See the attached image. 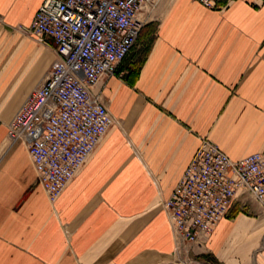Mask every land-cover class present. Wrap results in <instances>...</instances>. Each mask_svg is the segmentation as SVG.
I'll list each match as a JSON object with an SVG mask.
<instances>
[{"label":"crops","instance_id":"crops-1","mask_svg":"<svg viewBox=\"0 0 264 264\" xmlns=\"http://www.w3.org/2000/svg\"><path fill=\"white\" fill-rule=\"evenodd\" d=\"M43 1L0 0V264L166 262L176 245L160 201L200 139L232 160L264 152V0H216L214 9L165 0L158 19L142 11L136 45L93 88L115 123L53 205L25 144L8 137L55 59L51 40L42 46L17 29ZM244 200L208 236L219 264H247L260 243L264 264V221Z\"/></svg>","mask_w":264,"mask_h":264},{"label":"built area","instance_id":"built-area-1","mask_svg":"<svg viewBox=\"0 0 264 264\" xmlns=\"http://www.w3.org/2000/svg\"><path fill=\"white\" fill-rule=\"evenodd\" d=\"M152 1L44 0L24 29L37 39H51L55 59L8 124V137L25 144L52 205L115 123L93 88L113 76L130 53L144 26L138 16ZM193 1L215 8L216 0ZM243 194L264 210V152L232 160L205 137L161 208L182 244H198Z\"/></svg>","mask_w":264,"mask_h":264},{"label":"rangeland","instance_id":"rangeland-1","mask_svg":"<svg viewBox=\"0 0 264 264\" xmlns=\"http://www.w3.org/2000/svg\"><path fill=\"white\" fill-rule=\"evenodd\" d=\"M164 2H165V0H153L149 5H147L148 8L150 9V11H147L146 9L143 10V13H144V15H146L147 19H158L159 17H161L166 11V4H164ZM152 24H155V22H153ZM17 29L21 33H23V35H25L29 39H32L37 44L42 45V46H44L45 41L51 40V39H46V40L37 39V38L27 34L24 31L25 28L20 27V26H18ZM136 43H137V41H136ZM136 43H135V45H136ZM50 67H49V69H50ZM48 70L46 71V73L48 72ZM46 73L44 74V76L46 75ZM44 76H43V78H44ZM240 197L245 199L244 200L245 205L243 208H247L250 215H253L255 212L252 211V208L258 207L259 208L258 212L261 214L263 221H264V214L261 213V211H260L261 209H260L258 203L255 201V199L253 197L247 195V194H243ZM161 202L162 201H160V206H161ZM256 218H258L257 215H256ZM173 234H174V232H173ZM174 238H175V245H176L175 253L170 258H168L166 262H163V263L158 262L155 264H219L217 262V260L214 257H212L211 254L205 248V244L208 240V236H207V239L205 241L199 243V245L197 247H194V248L191 247L190 245H188V243L182 244L181 240L175 234H174ZM178 244H180V247H178ZM262 248H263V244L260 243L259 247L255 249L253 254L247 257V261H246L247 264H261L260 253H261Z\"/></svg>","mask_w":264,"mask_h":264},{"label":"bare ground","instance_id":"bare-ground-1","mask_svg":"<svg viewBox=\"0 0 264 264\" xmlns=\"http://www.w3.org/2000/svg\"><path fill=\"white\" fill-rule=\"evenodd\" d=\"M147 11H150V9L148 8V6H146L145 8ZM178 247H180V244H178Z\"/></svg>","mask_w":264,"mask_h":264}]
</instances>
